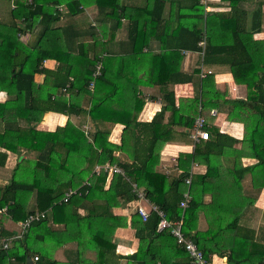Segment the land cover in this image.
Segmentation results:
<instances>
[{"label": "trees", "instance_id": "obj_1", "mask_svg": "<svg viewBox=\"0 0 264 264\" xmlns=\"http://www.w3.org/2000/svg\"><path fill=\"white\" fill-rule=\"evenodd\" d=\"M146 1L142 8L123 6L120 0L95 4L98 13L115 21L116 28L121 19L129 21L131 47L122 58L113 54L114 40H100L96 26H59L63 16L72 18L82 13L91 4L89 0H14V7L0 15V92L9 98L0 103V149L10 153L25 151L8 184L0 187V212L4 210L15 223L46 212L43 219L31 223L20 239L13 240L10 248L3 250L0 245V264H25L27 257L33 264H58L34 245L53 240L49 228L52 222L75 223L80 235L77 253L90 247L96 253V261L90 264H109V255L115 250L114 231L126 226V222L108 211L120 202H135L136 198L122 176L108 175L103 169L94 173V165L105 164L119 166L124 177L135 183L150 203L164 210L168 220H181L184 236L205 258L216 255L226 257L227 264H262L264 244L255 241L252 230L240 225V216L254 202L242 188L243 177L250 174L254 193L264 189V2L249 0L246 4L244 0L242 6L243 0H231L230 12L220 13L205 12L201 0H191L190 6L180 9L177 24L171 27V11L168 19H163L165 0ZM162 32L169 34V41L157 35ZM27 33L36 35L31 45L21 41ZM260 33L263 37L257 38ZM151 37L160 41L161 52L146 56L142 49ZM184 48L198 52L204 65L227 70L234 83L245 89L243 99H226L223 94L221 97L213 89L216 70H211L212 74L201 79L200 94L190 100L193 111L192 117L184 114L186 127L191 126L195 115L203 113L201 109L220 104L228 122L242 124L243 138L237 142L217 126L209 125L205 128L208 140L199 141L192 153L177 156L175 176L163 174L156 167L160 147L171 141L170 128L162 126L163 114L169 111L170 124L173 117L183 116L184 107L179 103L175 108L174 93L170 91L164 95L161 111L149 123H139L136 115L143 100L138 96V86L187 83L190 76L199 79L197 70L190 76L184 74L185 78L179 71V49ZM45 60L56 61L57 69H45ZM145 61L149 67L144 81L131 68L135 71ZM97 65L101 66L100 75L89 90ZM40 75L43 80L38 84L35 78ZM63 89L67 97L61 93ZM85 96L90 104L86 113L92 121L124 125L119 145L109 142L108 134L100 130L89 138L81 126L69 120L52 132L36 129L47 112L66 116L83 113L80 100ZM133 130L142 135L130 136L128 131ZM237 143L241 144L238 149L234 147ZM128 148H134L135 160L119 162L114 153H127ZM6 158V152H0V167ZM243 160L248 162L244 164ZM198 162L205 166V173L194 176L187 186L185 179L193 163ZM106 182L109 186L105 190ZM70 190L76 193L63 201ZM186 192L190 200L187 208H181ZM207 193L214 198L205 203L203 196ZM81 207H89L83 216L77 213ZM201 214L203 230L199 229ZM156 224L154 214L146 222L137 214L132 217L130 225L138 248L125 258L128 264H194L168 232L156 233ZM18 233L19 228L7 237V232H2L0 241Z\"/></svg>", "mask_w": 264, "mask_h": 264}, {"label": "crops", "instance_id": "obj_2", "mask_svg": "<svg viewBox=\"0 0 264 264\" xmlns=\"http://www.w3.org/2000/svg\"><path fill=\"white\" fill-rule=\"evenodd\" d=\"M14 0H0V15H6L12 7H14ZM231 0H207L205 5V12H220V13H229L231 9L230 5ZM253 1H263L264 0H253ZM91 3L89 6L84 7V11L77 16L72 18L67 17V15L63 16L62 20L59 22V26L73 24L78 28L84 29L88 25L96 26L97 32L100 40L102 42H106L108 39L114 40L111 45H114L113 54L114 56H118L116 58L124 57V54L130 51L131 45L128 44V27L129 21L127 19H121L118 23L119 27H115L116 23L113 20L106 19L102 14L97 12V7L95 4L97 2L102 3L103 0H89ZM249 2L247 0L246 4ZM121 5L129 7V8H142L146 5V0H120ZM191 0H165L163 2V19H168V15L171 11L172 24L171 27H174L177 24V15L180 9L184 10L190 6ZM209 4V5H207ZM241 5H244V0L241 2ZM261 21L264 23V12L261 15ZM176 23V24H175ZM171 31V29H170ZM163 39L169 41L167 35L157 34ZM23 36V35H22ZM21 36V38H22ZM26 40L29 45H31L36 35L35 33H27L24 34ZM257 38H262L263 33H260L256 36ZM22 41V39H21ZM83 41L90 42L89 38H84ZM25 43V42H24ZM122 43V45H120ZM161 43L156 39V37H151L147 47L142 49V53L146 56L153 54L157 55L161 52ZM110 48V43L108 45ZM122 48V51H120ZM180 56H182V61L179 65V71L185 78L184 74L192 75L195 70L198 71L199 79L195 76H190L191 80L187 83H174V84H162V83H146L140 84L138 86V96L143 100V107L139 113L136 115V121L139 123H149L153 116L160 112L164 104V95L168 92L172 91L174 93V104L175 108H178L179 103L183 108V116L172 118L173 122H177L174 124L173 122L168 124L170 120L169 111H165L163 114L162 126H167L170 128V139L171 141H167L163 145L159 153V162L156 169L161 173H175V165L177 156L180 153L190 154L193 152L195 145L192 139L193 136V124L194 120L203 115H209L210 118L213 119L211 122H207L209 126H217L222 133L227 134L230 137L235 138L239 142L243 138V127L241 123L228 122L226 120L225 108L220 107V104L217 107H205L201 109L200 105L198 107V111L201 109L202 114L195 115L191 126L189 128L186 127L184 120V114H187L192 117L193 108L190 100H193L194 97L200 94V71H212L216 70L213 75L212 86L214 91L219 93L226 99H243L245 98V89L241 85H236L233 81L231 74L227 70H222L221 67L218 66H206L202 63L201 55L193 51L189 48L179 49ZM43 67L49 71H55L58 67V63L54 60H45L43 62ZM149 64L145 61V64L141 65L140 68L132 72H137V77L144 78V73L148 69ZM212 70V71H211ZM209 75V74H206ZM142 78V79H143ZM203 79V78H202ZM38 84L42 83L43 76H36L35 78ZM144 81L146 78L143 79ZM181 80V79H177ZM161 82V81H160ZM164 83V82H163ZM89 89V88H88ZM90 90V89H89ZM61 93L68 96L63 89ZM8 96L2 92H0V103L8 100ZM89 99L87 96L81 98L80 106L84 110L81 114H73V115H63L59 113L47 112L43 115L40 123L36 125V129L40 131H54L57 127H63L66 122L69 120L73 125L81 126L84 134L90 138L91 135L95 133L96 130H100L101 132H106L108 134L109 142L119 145L120 139L122 136V130L124 125L121 123H109V122H99L92 121L88 112L89 108ZM188 105V108L186 106ZM208 106V105H207ZM133 110V109H132ZM214 111L216 113L215 116H212L211 112ZM135 113V112H134ZM206 113V114H204ZM122 118V117H121ZM126 120V117L124 119ZM124 121V122H125ZM135 130V129H134ZM128 131L130 136L142 135L141 131ZM89 140V139H88ZM90 141V140H89ZM199 143V142H198ZM241 144H235V148H240ZM128 147V145H127ZM134 148H128L127 153L125 152H115L114 155L118 158L121 163H131L135 160V153L132 152ZM0 152H6L7 158L3 167H0V187L5 186L10 181V177L12 174V170L15 168L16 164L20 162L25 157V151L20 149L17 153H10L5 151L4 149H0ZM130 154L132 158H130ZM244 164L248 161L243 160ZM117 166V165H115ZM97 165L93 166V170L96 169ZM119 167V166H117ZM120 168V167H119ZM205 166L202 163H193L191 166V179L197 175H203L205 173ZM98 174L97 172H94ZM168 174V175H170ZM177 173L173 175H177ZM87 181V180H86ZM241 185L245 193L251 197V200H254L253 204L247 207L240 216V225L246 226L250 230L253 231L254 238L256 242L260 244H264V189L259 191L258 193H254L251 189V176L250 174H246L241 180ZM109 186V183L106 182L105 190ZM132 193V191H131ZM133 194V193H132ZM134 195V194H133ZM218 195V194H217ZM135 196V195H134ZM32 198V197H31ZM214 198L212 194L207 193L203 196V201L208 203ZM141 204H144L141 202ZM136 202H128V203H119L118 207H114L108 211L112 217L118 219H124L126 222V226H120L116 228L112 237V243L115 245V250L113 253L109 255L108 261L109 264H128V260L126 257L132 255L137 251L138 248V239L135 237V230L131 228V219L136 214L135 212ZM88 208L81 207L77 209V213L83 216L87 213ZM100 207L97 208L99 211ZM102 211V210H101ZM105 212V211H102ZM49 216H50V212ZM202 214L199 216V229H205V222L202 218ZM51 218V217H50ZM142 221V220H141ZM143 222V221H142ZM19 223V222H18ZM18 223L13 222L12 220L6 217L5 211L2 210L0 212V233L7 232V235H3L4 237L14 235L18 231ZM51 239L45 244L34 242L36 249H39L40 252H45L46 256L51 260L56 261L58 264H90V262L96 261V253L93 249L87 248L83 250V252L77 253L78 240L80 239V235L75 223H70L69 225L63 224H54L53 222L49 225ZM156 229V228H155ZM55 242L57 244H55ZM30 258V257H29ZM27 259V258H26ZM32 261V258H30ZM210 261L211 264H227L226 257H219L216 255H212L211 257L206 258ZM190 262V259H189ZM26 263V262H25ZM33 264V262H32ZM132 264H137L133 262ZM190 264H192L190 262Z\"/></svg>", "mask_w": 264, "mask_h": 264}, {"label": "built area", "instance_id": "obj_3", "mask_svg": "<svg viewBox=\"0 0 264 264\" xmlns=\"http://www.w3.org/2000/svg\"><path fill=\"white\" fill-rule=\"evenodd\" d=\"M207 0H201L202 4H206ZM204 43H201V46H203ZM100 65L96 66V69L94 73L92 74V80L89 83V89L92 90L94 86V80L100 75ZM206 74H210V71H200V78H205ZM212 116H215L216 113L214 111L211 112ZM208 127L205 119L201 116L197 117L194 120L193 124V142L194 144L198 143L199 141H206L209 139V133L205 129ZM99 169H103L105 172H107L108 175L118 174L122 176L131 187L132 193L135 195L136 198V206H135V212L136 214L141 218L143 222H146L147 219L151 214H154L157 217V224H156V233L160 232H168L175 240L176 244L184 249L186 254L188 255L189 259L194 264H211L209 260H207L202 252H200L195 244L188 238H186L182 232V221L181 220H168L166 217V214L163 209H161L159 206L152 204L149 202V200L146 197V194L141 191L135 183H132L127 177H124V172L121 168L115 166V165H109L105 164L102 167H97L95 171L98 173ZM191 174L185 179V184L189 186L191 184ZM76 191H68L64 195V200L66 201L68 198H70L72 195H74ZM190 197L189 193L186 192L184 194V201H181L180 207L181 208H187L189 203ZM143 202L144 204H141ZM46 212H38L33 215L28 216L24 221L18 223L19 227V233L11 238H4L0 241L1 248L3 250H6L10 248L11 243L13 240L20 239L24 233L27 231V229L30 227L32 222H37L45 217ZM37 258L35 257L33 261H36ZM5 264H10L9 262ZM262 264H264V259L262 261Z\"/></svg>", "mask_w": 264, "mask_h": 264}, {"label": "rangeland", "instance_id": "obj_4", "mask_svg": "<svg viewBox=\"0 0 264 264\" xmlns=\"http://www.w3.org/2000/svg\"><path fill=\"white\" fill-rule=\"evenodd\" d=\"M61 7L63 8V6H61ZM21 39H22L23 42H25V43L28 44V45H29L28 42H31V41H29V40H26V37H25L24 35L22 36ZM205 103H206V105H207V102H206V101H205ZM204 114H206V113H204ZM203 118H204L205 121H207V122H211V121H213V119L210 118L209 115H203ZM162 148H163V145L160 147L159 153H160V151H161Z\"/></svg>", "mask_w": 264, "mask_h": 264}, {"label": "water", "instance_id": "obj_5", "mask_svg": "<svg viewBox=\"0 0 264 264\" xmlns=\"http://www.w3.org/2000/svg\"><path fill=\"white\" fill-rule=\"evenodd\" d=\"M25 264H32V261H31V259L29 257H27Z\"/></svg>", "mask_w": 264, "mask_h": 264}]
</instances>
